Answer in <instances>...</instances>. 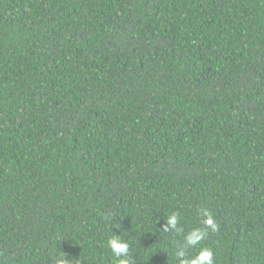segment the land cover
<instances>
[{"label": "trees", "instance_id": "16d2710c", "mask_svg": "<svg viewBox=\"0 0 264 264\" xmlns=\"http://www.w3.org/2000/svg\"><path fill=\"white\" fill-rule=\"evenodd\" d=\"M202 208L264 264V0H0V264H179Z\"/></svg>", "mask_w": 264, "mask_h": 264}, {"label": "clouds", "instance_id": "9594fccd", "mask_svg": "<svg viewBox=\"0 0 264 264\" xmlns=\"http://www.w3.org/2000/svg\"><path fill=\"white\" fill-rule=\"evenodd\" d=\"M203 217V226L194 227L184 233L183 245L179 247L176 255L180 258L179 264H215L214 251L211 247L202 246L201 242L206 240L210 233L219 231L220 225L215 216L206 208L200 209ZM180 225V215L177 212L170 213L166 218L165 230L171 229L177 233L184 232ZM114 256L119 258V264H132L128 258L129 244L119 234L112 235L108 241ZM198 251L194 255L189 253V249ZM56 264H79L77 258L65 259L63 254L57 259Z\"/></svg>", "mask_w": 264, "mask_h": 264}]
</instances>
